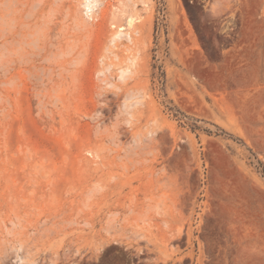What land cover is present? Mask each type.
<instances>
[{
    "label": "rangeland",
    "instance_id": "rangeland-1",
    "mask_svg": "<svg viewBox=\"0 0 264 264\" xmlns=\"http://www.w3.org/2000/svg\"><path fill=\"white\" fill-rule=\"evenodd\" d=\"M84 2L0 0V264H264V0Z\"/></svg>",
    "mask_w": 264,
    "mask_h": 264
},
{
    "label": "bare ground",
    "instance_id": "bare-ground-1",
    "mask_svg": "<svg viewBox=\"0 0 264 264\" xmlns=\"http://www.w3.org/2000/svg\"><path fill=\"white\" fill-rule=\"evenodd\" d=\"M89 1L90 0H85V2L83 3V6L85 7V9H86V13L88 14V15H91L92 14V6L90 5V3H89ZM84 9V10H85ZM83 10V9H82ZM130 23H131V21H129ZM117 37H119V36H117ZM122 74V73H121Z\"/></svg>",
    "mask_w": 264,
    "mask_h": 264
}]
</instances>
